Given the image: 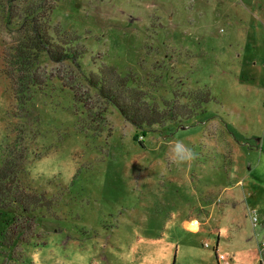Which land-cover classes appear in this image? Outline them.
Here are the masks:
<instances>
[{"label":"rangeland","instance_id":"1","mask_svg":"<svg viewBox=\"0 0 264 264\" xmlns=\"http://www.w3.org/2000/svg\"><path fill=\"white\" fill-rule=\"evenodd\" d=\"M6 8L0 166L17 161L40 202L30 221L0 209V264H260L264 0H62L52 25L88 54H41V87L24 103L8 75L19 27ZM104 66L158 100L194 106L189 95L207 90L206 112L141 131L87 82ZM14 218L23 235L12 237Z\"/></svg>","mask_w":264,"mask_h":264},{"label":"trees","instance_id":"2","mask_svg":"<svg viewBox=\"0 0 264 264\" xmlns=\"http://www.w3.org/2000/svg\"><path fill=\"white\" fill-rule=\"evenodd\" d=\"M2 1L7 5L4 13L8 16L7 24L18 22L19 36L6 63L12 67L8 75L17 84L16 96L24 103L32 96L33 87H41L40 77L35 74V65L41 54L46 53L51 60L58 63L72 61L80 64L88 50L80 44L81 37L78 34L52 25L53 16L62 0ZM86 80L108 105L117 108L123 117L141 131H149L154 126L164 127L170 122H184L204 114V106L211 97L207 90L201 91L199 97L189 95L194 106H186L178 96L170 100H158L144 90L141 78L131 72L123 74L112 66L101 67L87 76ZM74 98L78 107L86 109L81 98L76 94ZM17 170H22L17 161H6L0 166V209L12 212L21 210L30 221L36 201H40L38 196L23 189L17 178ZM16 220L17 218L13 220L12 237L15 233L23 235L20 226L16 229ZM28 227H31V223ZM13 240L11 238L9 242Z\"/></svg>","mask_w":264,"mask_h":264},{"label":"built area","instance_id":"3","mask_svg":"<svg viewBox=\"0 0 264 264\" xmlns=\"http://www.w3.org/2000/svg\"><path fill=\"white\" fill-rule=\"evenodd\" d=\"M253 222H258V218L256 216H254L253 218ZM261 252H262V260L260 264H264V243L261 246Z\"/></svg>","mask_w":264,"mask_h":264},{"label":"crops","instance_id":"4","mask_svg":"<svg viewBox=\"0 0 264 264\" xmlns=\"http://www.w3.org/2000/svg\"><path fill=\"white\" fill-rule=\"evenodd\" d=\"M198 225V223H194L193 225H192V228H195L196 226ZM264 242H262V244H263ZM262 246V245H261Z\"/></svg>","mask_w":264,"mask_h":264}]
</instances>
